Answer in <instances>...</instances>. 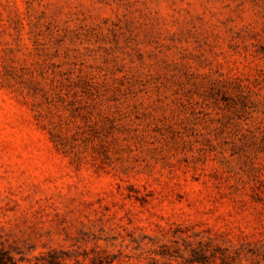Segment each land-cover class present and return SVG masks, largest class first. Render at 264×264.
<instances>
[{
    "label": "rangeland",
    "instance_id": "rangeland-1",
    "mask_svg": "<svg viewBox=\"0 0 264 264\" xmlns=\"http://www.w3.org/2000/svg\"><path fill=\"white\" fill-rule=\"evenodd\" d=\"M0 244L264 264V0H0Z\"/></svg>",
    "mask_w": 264,
    "mask_h": 264
},
{
    "label": "trees",
    "instance_id": "trees-1",
    "mask_svg": "<svg viewBox=\"0 0 264 264\" xmlns=\"http://www.w3.org/2000/svg\"><path fill=\"white\" fill-rule=\"evenodd\" d=\"M50 259L47 261L48 264H59V260L57 257L54 256V253L48 254ZM112 260H107L105 263L110 264ZM0 264H17L16 260L14 259L13 255L10 253L9 250L3 248L0 244Z\"/></svg>",
    "mask_w": 264,
    "mask_h": 264
}]
</instances>
